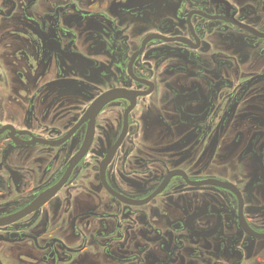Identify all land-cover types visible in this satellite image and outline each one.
<instances>
[{"label": "flooded vegetation", "instance_id": "obj_1", "mask_svg": "<svg viewBox=\"0 0 264 264\" xmlns=\"http://www.w3.org/2000/svg\"><path fill=\"white\" fill-rule=\"evenodd\" d=\"M0 264H264V0H0Z\"/></svg>", "mask_w": 264, "mask_h": 264}]
</instances>
